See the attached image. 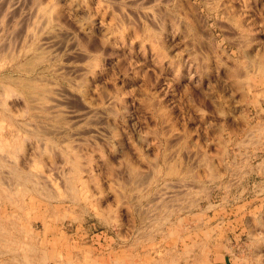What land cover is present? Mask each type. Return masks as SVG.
I'll use <instances>...</instances> for the list:
<instances>
[{
	"label": "rangeland",
	"instance_id": "1",
	"mask_svg": "<svg viewBox=\"0 0 264 264\" xmlns=\"http://www.w3.org/2000/svg\"><path fill=\"white\" fill-rule=\"evenodd\" d=\"M8 1L0 143L26 156L0 153L1 264H158L196 243L205 264L235 243L264 264V0Z\"/></svg>",
	"mask_w": 264,
	"mask_h": 264
},
{
	"label": "bare ground",
	"instance_id": "2",
	"mask_svg": "<svg viewBox=\"0 0 264 264\" xmlns=\"http://www.w3.org/2000/svg\"><path fill=\"white\" fill-rule=\"evenodd\" d=\"M9 1H10V0H9ZM9 1H8V2H9ZM10 5H12V4H10ZM8 8H9V7H8ZM113 14H114V13H113ZM114 15H115V14H114ZM139 34H140V33H139ZM146 37H147V36H146ZM149 39H150V38H149ZM157 43H158V42H157ZM36 48H37V47H36ZM29 49H30V48H29ZM31 49H32V48H31ZM34 49H35V48H34ZM28 51H29V50H28ZM28 53H29V52H28ZM38 54H39V53H38ZM23 55L25 56V54H22V55H21V54H18V55H16V56L13 55V58H12V59H13V62H14V63H17V62H19V61L21 62L22 58L24 57ZM35 55H36V54H35ZM39 55H41V54H39ZM39 55H38V56H39ZM42 56H43V55H42ZM0 57H1V56H0ZM3 58H4V57H3ZM3 58H1V60H2ZM36 58H37V57H35V59H36ZM27 59H28V58H27ZM33 60H34V59H33ZM37 60H38V58H37ZM40 60H41V59H40ZM4 61H5V60H4ZM31 61H32V60L30 59V62H31ZM42 61H43V60H41V62H42ZM23 62H24V60L21 62L22 64L20 63L19 66H17V68H16V67L14 68V65H13L14 63H11V65H12V67H11L12 69H10V70H11V73H12L13 71L20 70V67L23 65ZM26 62L28 63V62H29V59H28V61H26ZM26 62H25V63H26ZM1 63H3V62H1ZM31 63H32V62H31ZM31 63H30V64H31ZM33 63H34V62H33ZM34 64H35V63H34ZM20 65H21V66H20ZM24 65H25V64H24ZM29 66H30V65H29ZM1 67H2V66H1ZM29 68H30V67H29ZM32 68H33V67H32ZM32 68H30V69H32ZM2 69H3V68H2ZM23 69H24V67H23ZM33 69H34V68H33ZM33 69H32V70H33ZM21 70H22V69H21ZM27 70H28V69H27ZM42 71H43V70H42ZM232 71H233V70H232ZM29 72H30V71H29ZM11 73H10L9 75H7V77H8V78L10 77V79H11V77H12V79H13L14 77L12 76ZM236 74H237V73H236ZM42 75H43V74H42ZM3 76H4V75H3ZM3 76H1V77H3ZM3 78H5V77H3ZM21 78H23V77H21ZM16 79H17V78H16ZM24 79H27V78H24ZM31 79H32V78H31ZM31 79H30V80H31ZM33 79H34V78H33ZM38 79H39V77H38ZM17 80H19V79H17ZM30 80H29V81H30ZM11 81H12V80H11ZM13 81H14V80H13ZM19 82H20V81H19ZM4 83H5V82H4ZM2 84H3V83H2ZM9 84H10V83H9ZM21 84H22V83H21ZM4 85H5V84H4ZM6 85H7V84H6ZM15 85H16V84H15ZM19 85H20V84H19ZM23 85H24V84H22V86H23ZM27 85H28V84H27ZM12 86H13V85H12ZM25 86H26V84H25ZM30 86H31V84H30ZM30 86H29V87H30ZM9 87H10V86H9ZM31 87H32V86H31ZM35 87H36V86H35ZM2 88H3V87H2ZM12 89H13L12 91L14 92V88H12ZM32 89H33V88H32ZM35 89H38V88L36 87ZM6 90H7V89H6ZM25 90H26V89H25ZM46 90H47V89H46ZM3 91H4V89H3ZM7 91H8V90H7ZM7 91H6V92H7ZM10 91H11V89H10ZM52 91H53V89H52ZM4 92H5V91H4ZM19 92H20V91H19ZM28 92H29V91H28ZM36 92H38V91L35 90V94H36ZM39 92H41V91H39ZM43 92H44V91H43ZM9 93H10V92H9ZM9 93H8V94H9ZM17 93H18V92H17ZM17 93H16V94H17ZM13 94H15V93H12V95H13ZM20 94H21V93H20ZM25 94H26V93H25ZM28 94H30V93H28ZM31 94L33 95L34 92L31 93ZM44 94H47V93H44ZM44 94L42 95V97H40V98H42V100L45 98V95H44ZM49 94H50V93H49ZM6 95H7V94H6ZM32 95H31V96H32ZM20 96H21V95H20ZM8 97H9V96H8ZM11 97H12V96H11ZM28 97H29V96H28ZM32 97H33V96H32ZM34 97H35V96H34ZM47 97H49V95H48ZM50 97H51V95H50ZM0 98H1V97H0ZM40 98H38V100H39ZM54 98H56V96H55ZM54 98H53V99H54ZM22 99H23V98H22ZM31 99H32V98H31ZM34 99H35V98H34ZM47 99H48V98H47ZM0 100H2V99H0ZM24 100H25V99H24ZM35 100H36V99H35ZM55 100H56V99H54V101H55ZM39 101H40V100H39ZM44 101H45V100H44ZM52 101H53V100L51 99V101H50V105L53 107L54 101H53V102H52ZM1 102H2V101H1ZM4 102H5V100L2 102V104H3ZM6 103H7V102H6ZM25 103H26V101H25ZM32 103H33V102H32ZM47 103H48V102H47ZM35 104H36V103H35ZM41 104H42V103H41ZM58 104H59V103H58ZM3 105H4V104H3ZM25 105H26V104H25ZM33 105H34V104H33ZM39 106H40V105H39ZM42 106H43V105H42ZM55 106H56V103H55ZM59 106H60V105H59ZM4 107H5V105H4ZM34 107H35V106H34ZM37 107H38V106H37ZM31 108H32V106L30 107V109H31ZM34 109H35V108H34ZM37 109H39V108H37ZM43 109H44V108H43ZM40 110H41V109H40ZM47 110H48V109H47ZM47 110H46V111H47ZM52 110H53V109H52ZM24 111H25V110H24ZM44 111H45V110H44ZM44 111H43V112H44ZM44 113H45V112H44ZM44 113H41V114H44ZM48 113H49V112H48ZM22 114H23V113H22ZM26 114H27V113H26ZM23 115H24V114H23ZM162 115H163V114H162ZM55 120H56V119H55ZM63 126H64V125H63ZM23 127H25V126H23ZM36 128H37V127H36ZM40 128H41V127H40ZM40 128L38 129V130H39L38 132H40ZM29 130H30V129H29ZM33 130H34V129H33ZM36 130H37V129H36ZM41 130H42V129H41ZM35 132H36V131H35ZM0 134H1V133H0ZM36 134H37V133H36ZM3 137H4V136H3ZM27 137H28V135H27ZM1 138H2V137H1ZM4 139H5V138H4ZM26 139H27V138H26ZM26 139H25V140H26ZM46 139H47V138H46ZM23 140H24V139H23ZM47 140H48V139H47ZM2 142H3V140H2ZM2 142L0 143V153H1L2 151H3V153L5 152V154H9V153H10L11 156L13 155L12 157L15 158V161L17 160V162H18L19 159H20V153H21V151H23V150H22L23 147H17L18 150L16 149L17 151H14V152H13V151L10 150V147H9L10 144H9V145L6 144V142L8 143L7 140H5L3 143H2ZM49 142H50V141H49ZM68 143H70V142H68ZM68 143H67V144H68ZM25 144H26V143H25ZM25 144H24V145H25ZM49 144H50V143H49ZM21 145H22V144H21ZM68 145H71V144H68ZM24 147H25V146H24ZM55 148H56V147H55ZM69 148H70V147H69ZM7 150H8V151H7ZM44 150H45V149H44ZM69 150H70V149H69ZM46 151H47V150H46ZM7 152H8V153H7ZM24 152H25V151H24ZM53 152H54V151H53ZM62 152H63V151H62ZM25 153H26V152H25ZM44 153H45V152H44ZM50 153H51V152H50ZM55 153H56V152H55ZM55 153H54V154H55ZM59 153H60V152H59ZM75 153H76V152H75ZM5 154H4V155H5ZM22 154H23V155L21 156V159H20V160H22V159L24 160V157L26 156V154H24V153H22ZM77 154H78V153H77ZM1 155H2V154H1ZM52 155H53V154H52ZM60 155H61V154H60ZM70 155H71V153H70ZM70 155H69V157H70ZM6 156H7V155H6ZM8 156H9V155H8ZM8 156H7V157H8ZM11 156H9V157H11ZM38 156H39V155H38ZM9 157H8V158H9ZM36 157H37V156H36ZM44 157H45V156H44ZM54 157H55V156H54ZM64 157H65V156H64ZM64 157H63V158H64ZM71 157H72V156H71ZM8 158H7V159H8ZM14 158H13V159H14ZM38 158H39V157H38ZM5 159H6V158H5ZM55 159H56V158H55ZM69 159H70V158H69ZM69 159H68V160H69ZM71 159H73V161H74V157L71 158ZM0 160H1V162H2V159H1V158H0ZM10 160H11V159H10ZM79 160H80V159H79ZM76 161H77V160H76ZM4 162H5V161H4ZM6 162H7V161H6ZM9 162H10V161H9ZM11 162H13V161H11ZM50 162H51V165L54 164V163H56V161L53 162V163H52V161H50ZM67 162H68V161H67ZM77 162H78V165H79V161H77ZM2 163H3V162H2ZM14 163H16V162H14ZM18 163H19V162H18ZM18 163H17V164H18ZM0 164H1V163H0ZM7 164H8V163H7ZM9 164H11V163H9ZM40 164H42V163H40ZM11 165H12V164H11ZM36 165H37V163H36ZM0 166H1V165H0ZM3 166H4V165H3ZM3 166H2V167H3ZM15 166H16V165H15ZM22 166H23V165H22ZM54 166H55V164L53 165V167H54ZM80 166L82 167V164H81ZM2 167H1V168H2ZM6 167H7V166H6ZM8 167H11V166H8ZM11 168H12V167H11ZM73 168H74V166H73ZM131 168H132V167H131ZM168 168H169V167H168ZM175 168H176V167H175ZM175 168L172 167V168H171V172L174 173V171L176 170ZM3 169H5V168H3ZM9 169H10V168H9ZM57 169H58V167H57ZM70 169H72V167H71ZM74 169H75V168H74ZM11 170H13L12 172H13L18 178H20L21 180L24 179V180H28V181H29V180L31 179V177H32V174H33V173L30 174V173L28 172V171H31V170L26 171V170H24L23 167H19V166L13 167V169H11ZM63 170H64V169H63ZM75 170H76V169H75ZM75 170H74V171H75ZM4 171H5V170H4ZM140 171H141V170H140ZM177 172H178V171H177ZM2 173H3V172H2ZM8 173H10V172H8ZM78 173H79V175H78ZM134 174H135V173H134ZM2 175L4 176L5 174H2ZM12 175H13V174H12ZM65 175H66V174H65ZM94 175H95V174H94ZM138 175H139V174H138ZM171 175H172V173H171ZM66 176H67V175H66ZM79 176H80V172H79V167H78V169H77L75 172H73V175H71V176L69 177L68 181L66 180L67 178L65 179V180L67 181L68 188H69V190H70L69 194L71 193V196L69 195V197L72 198V199L70 198L71 200H75V199L77 198V195H78V193H76V188H77V187L74 185V183H75L76 178H78ZM139 176H141V174H140ZM5 177H6V176H5ZM62 177H63V176H62ZM8 178H9V177H8ZM15 178H16V177H15ZM79 178H80V177H79ZM139 178H140V177H139ZM0 179H1V178H0ZM2 180H3V179H2ZM11 180H12V176H11ZM13 180H14V179H13ZM13 180H12V181H13ZM77 180H78V179H77ZM77 180H76V181H77ZM6 181H7V180H6ZM9 181H10V180H9ZM36 181H38V180H36ZM3 182H4V180H3ZM20 182H21V181H20ZM30 182H31V181H30ZM40 182H41V181H40ZM84 182H85V181H84ZM8 183H10V182H8ZM23 183H24V182H23ZM31 183H32V182H31ZM35 183H36V182H35ZM37 183H38V182H37ZM53 183H54V182H53ZM65 183H66V182H65ZM10 184H13V183H10ZM62 184H63V183H62ZM67 184H66V185H67ZM24 185H26V184H24ZM38 185L41 186V183L38 184ZM55 185H56V184H55ZM18 186H19V185H18ZM21 186H22V185H21ZM36 186H37V184H36ZM5 187H6V186H5ZM10 187H11V185H10ZM12 187H13V186H12ZM15 187H16V186H15ZM34 187H35V186H34ZM46 187H47V186H46ZM52 187H53V186H52ZM57 187H58V186H57ZM66 187H67V186H66ZM6 188H7V187H6ZM41 188H42V187H39V188L36 187V188H35L36 190H34V191H36L37 193H38V192L41 193V192H43L44 189H45V188H44V189L42 188V190H43V191H42ZM68 188H67V189H68ZM3 189H4V188H3ZM12 189H13V188H12ZM15 189H16V188H15ZM27 189H28V188H27ZM27 189H26V190H27ZM32 189H33V188H32ZM47 189H48V188H47ZM65 189H66V188H65ZM45 190H46V189H45ZM57 190H58V189H57ZM46 191H47V190H46ZM46 191H45V192H46ZM51 191H52V190H51ZM5 192H6V193H5ZM5 192H4V193H5L4 197H5L7 200H9L10 203H12V204H16L17 201H15V199L19 201V199H18V195H14V194H13V192L16 193L17 191H13V192H12V190L9 189V191H5ZM67 192H68V191H67ZM25 193H26V192H25ZM43 193H44V192H43ZM16 194H18V193H16ZM22 194H23V193H22ZM26 194H27V193H26ZM44 194L48 197V199H52V198L54 197V196H53L54 194H53L52 192H50V190H49L48 192L44 193ZM76 194H77V195H76ZM20 195H21V192H20ZM67 196H68V195H67ZM21 207H22V206H21ZM57 213H58V212H57ZM11 214H12V213H11ZM8 218H10V217H8ZM11 219H12V218H10V222H9V224H14V225H15V220L12 219V221H11ZM55 220L57 221V219H55ZM7 223H8L7 221H4L3 219H0V232L5 231L3 228H4V226H5ZM14 225H13V226H14ZM9 227H10V226H9ZM9 227H7V228H9ZM22 227H23V226H22ZM13 229H14V228H13ZM6 232H7V229H6L5 233H6ZM24 232H25V231H24ZM30 233H31V232H30ZM9 234H10V233H9ZM27 234H28V233H27ZM170 234H171V233H170ZM173 234H174V232H172V235H173ZM15 235H16V234H15ZM40 235H41V234H40ZM176 235H178V234H176ZM0 236H1V235H0ZM4 237H5V235H4ZM4 237H2V238L0 237L1 240H2V239H5ZM14 238H15V237H14ZM60 238H61V237H60ZM181 238H182V237H181ZM61 239H62V238H61ZM182 239H183V238H182ZM9 240H10V238H9ZM9 240H8V241H9ZM183 240H184V239H183ZM14 241H16V240H14ZM173 241H174V240H173ZM170 242H171V241H170ZM5 243H7V242H5ZM9 243H11V242H9ZM14 243H15V242H14ZM58 243L60 244L61 242H58ZM15 245H16V244H15ZM30 245H31V243H30ZM33 245H34V244H33ZM31 246H32V245H31ZM171 246H172V245H171ZM184 246H185V245H184ZM203 246H204V245H203ZM8 247H9V246H8ZM14 247H16V246H13L12 249H13ZM18 247H19V246H18ZM28 247H29V246H28ZM57 247H58V246H57ZM57 247H56V248H57ZM3 248H4V247H3ZM29 248H30V247H29ZM173 248H174V247H173ZM181 248H182V247H181ZM194 248H196V247H194ZM194 248H193V249H194ZM197 248H198V246H197ZM10 249H11V247H10ZM14 249H17V248H14ZM38 249H39V248H38ZM7 250H8V249H7ZM17 250H18V249H17ZM24 250H25V249H24ZM28 250H29V249H28ZM31 250H32V249H31ZM42 250H43V249H42ZM45 250H46V249H45ZM200 250H201V249H200ZM3 251H4V250H3ZM43 251H44V250H43ZM183 251H184V254H189V253H190V249H187V248L184 249ZM203 251H204V249H203ZM8 252H9V251H8ZM24 252H25V251H24ZM29 252H30V251H29ZM45 252H46V251H45ZM33 253H34V251H33ZM50 253H51L52 256L56 257L57 254H58V249H57V250L55 249L54 252H53V251H50V252H48L47 254L50 255ZM17 254H18V253H17ZM43 254H45V253H43ZM180 254H182V253H180ZM190 254H191V253H190ZM194 254H196L195 251H194ZM2 255H3V254H2ZM20 255H21V254H20ZM32 255H33V254H32ZM170 255H171V254H170ZM174 255H175V254H174ZM178 255H179V254H178ZM199 255H200V254H199ZM13 256H14V255H13ZM36 256H37V255H35V257H36ZM181 256H182V255H181ZM187 256H189V255H187ZM190 256H191V255H190ZM192 256H194V255H192ZM192 256H191V257H192ZM32 257H33V256H32ZM42 257L45 258V255H43ZM185 257H186V256H185ZM185 257H184V259H185ZM191 257H190V258H191ZM197 257H198V256H197ZM11 258H12V256H11ZM24 258L27 259V255H26V257H25V254H24ZM6 259H7V258H6ZM6 259H5V261L8 262L9 260H6ZM16 259H17V258H16ZM188 259H189V258H188ZM29 260H30V259H29ZM29 260H26V261H29ZM35 260H36V259H35ZM46 260H47V259H46ZM31 261H32V260H31ZM68 261H69V260H68ZM200 261H201V260H200ZM9 262H10V261H9ZM9 262H8V263H9ZM18 262H19V261H18ZM38 262H39V261H38ZM117 262H118V260H117ZM165 262H166V261H165ZM31 263H32V262H31ZM197 263H198V262H197ZM0 264H1V262H0ZM3 264H4V262H3ZM6 264H7V263H6ZM9 264H12V262H10ZM13 264H14V262H13ZM34 264H35V263H34ZM60 264H61V263H60Z\"/></svg>",
	"mask_w": 264,
	"mask_h": 264
},
{
	"label": "crops",
	"instance_id": "3",
	"mask_svg": "<svg viewBox=\"0 0 264 264\" xmlns=\"http://www.w3.org/2000/svg\"><path fill=\"white\" fill-rule=\"evenodd\" d=\"M195 246H198V248H194ZM193 246L191 248V252H193L194 250L196 251L194 254H190L191 256L194 255V256H190L189 254H184V251L180 252L182 254H180V260H177L175 255L174 254H169L168 256H165V258L163 260H160V258H158L156 261L158 264H165V263H169V264H172V262L174 263H177L179 262L180 264H188L189 262L191 264H205L206 263V259H205V252L203 251V245L201 246L199 243H196V245ZM238 243H235L234 244V247H233V251L230 252L229 254H224V255H221V252H214L212 250V253H210V257H211V254L213 255H216L217 254V257H215V260L212 259V263L213 264H239L238 263V259H241L238 254H237V249H238ZM201 247V250L200 252L198 251V249ZM194 248V249H193ZM200 254V255H199ZM139 255V254H138ZM182 255V256H181ZM189 255V256H187ZM221 255V256H219ZM186 256V257H185ZM198 256V257H197ZM208 256V257H209ZM185 257V259H184ZM191 257V258H190ZM189 258V259H188ZM201 260V261H200ZM166 261V262H165ZM243 261V262H242ZM241 261L242 264H249L251 262V258L249 257L248 254H244V257H243V260ZM198 262V263H197ZM117 264H121L120 262H118ZM131 264H139V261L137 259H134L132 261Z\"/></svg>",
	"mask_w": 264,
	"mask_h": 264
}]
</instances>
